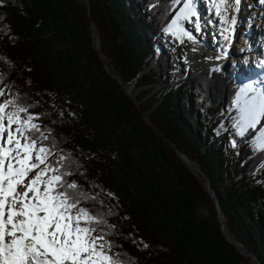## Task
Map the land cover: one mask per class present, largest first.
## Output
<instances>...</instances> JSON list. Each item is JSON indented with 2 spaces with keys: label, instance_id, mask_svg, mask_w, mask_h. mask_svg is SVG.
Masks as SVG:
<instances>
[{
  "label": "trees",
  "instance_id": "obj_1",
  "mask_svg": "<svg viewBox=\"0 0 264 264\" xmlns=\"http://www.w3.org/2000/svg\"><path fill=\"white\" fill-rule=\"evenodd\" d=\"M180 4L0 0V103L38 117L53 164L61 154L78 163L67 179L100 193L81 206L111 210L106 239L128 264H255L221 234L206 180L229 235L264 264V149L252 143L261 125L240 136L224 124L238 82L205 68L158 96L144 89L158 82L152 40ZM132 82L141 89L130 98Z\"/></svg>",
  "mask_w": 264,
  "mask_h": 264
},
{
  "label": "snow or ice",
  "instance_id": "obj_2",
  "mask_svg": "<svg viewBox=\"0 0 264 264\" xmlns=\"http://www.w3.org/2000/svg\"><path fill=\"white\" fill-rule=\"evenodd\" d=\"M173 2L179 4L181 0ZM211 2L220 22L230 25L222 32L229 41L236 17L229 19L223 13L230 7L238 10L241 0L232 4L228 0ZM193 17H197L195 30L200 31L194 0H183L167 31L194 40L179 23L192 22ZM10 107L13 110L9 111ZM236 107L240 113L235 124L237 134L243 136L248 129L261 125L255 147L264 149V88L249 85L241 89ZM34 119L38 117L29 113L28 106L15 99L0 103V264H128L120 253L112 251L113 245L106 239L111 233L105 229L116 227L106 219L111 210L93 213L81 206L85 200H96L100 193L89 194L76 181L67 179L74 174L72 164L77 163L70 155L61 154L55 164L50 161L52 148L39 141V137L47 140L49 136ZM100 204L103 206L102 200Z\"/></svg>",
  "mask_w": 264,
  "mask_h": 264
},
{
  "label": "rangeland",
  "instance_id": "obj_3",
  "mask_svg": "<svg viewBox=\"0 0 264 264\" xmlns=\"http://www.w3.org/2000/svg\"><path fill=\"white\" fill-rule=\"evenodd\" d=\"M200 4H201V0ZM260 0H245L243 5V10H241L242 15H247L248 12H251L249 14V17L246 19L251 20V17L255 15L257 8V2ZM183 3V0L181 4ZM262 3V2H260ZM197 11V15H199L202 8H199L197 4H195ZM200 6V5H199ZM255 6V8H254ZM198 7V8H197ZM255 12V13H254ZM177 12H175L176 14ZM175 14L172 17V19L175 18ZM253 14V15H252ZM214 21L216 19V14ZM251 16V17H250ZM199 18V17H198ZM172 19L169 21L168 25L160 31L158 35H156L152 42H153V57L149 60V69L150 72L156 76L158 79V82L152 86L145 87V91L149 93V95L158 96L161 94L166 87L170 86H177L179 85L185 78L195 74L201 69L209 68V69H222L224 72L231 71L232 69L236 70L237 62H235V66H232V61L239 60L241 57H246L247 54L242 53L241 49H243V45H240V42H234L232 47L236 51H233V54L235 56H230L228 58V61L225 60V64H217L220 61V57L218 56L217 59L212 58V54L208 51H203L200 47H197L194 45L195 40L197 41V31L195 30V24L194 22H190L188 20H181L179 23L181 26H183L186 30L190 31L193 36L195 37L194 40H189L187 36H175L171 32L167 31L168 26L171 24ZM197 19V17H196ZM262 20V19H261ZM185 21V23H183ZM244 26L252 25V23H246L245 19L239 20ZM258 20H253V26ZM200 25L202 20L199 18ZM214 23V22H213ZM250 25V26H251ZM261 27L259 23H257V27ZM258 29V28H257ZM215 31V29H214ZM214 31H211L210 33L213 34ZM241 31H237L235 36H237ZM196 33V34H194ZM218 34L215 32V35ZM221 34V33H220ZM219 34V35H220ZM200 37H202L200 35ZM242 37L239 35V39ZM202 39V38H201ZM181 40L183 43H181ZM238 41V40H237ZM97 44V42H96ZM217 46V45H216ZM260 52L262 50L260 49ZM263 53V52H262ZM258 58V57H257ZM223 62V60H222ZM201 63H204L201 65ZM254 64L256 63V60L253 61ZM226 65V66H225ZM209 66V67H208ZM244 76V75H241ZM141 88L136 89L134 86V83L132 82L129 86L125 88L126 93L129 94L131 97L137 95L140 92ZM240 90L238 89V92ZM253 95V93L250 94V96ZM233 107H234V113L233 114H225L224 118V124L226 126H229L234 132H238L237 128L235 127L236 121L239 119V109L236 107V100L233 101ZM237 116V117H236ZM262 123V122H261ZM260 126V125H258ZM257 126V127H258ZM259 134V129L257 134L255 135V138L253 140V144L255 145L256 137ZM227 139H229V136H227ZM34 174V173H33ZM242 257L245 259H248L246 256L242 255ZM257 260V259H256ZM249 262L258 264V261L250 260ZM260 264V263H259Z\"/></svg>",
  "mask_w": 264,
  "mask_h": 264
},
{
  "label": "bare ground",
  "instance_id": "obj_4",
  "mask_svg": "<svg viewBox=\"0 0 264 264\" xmlns=\"http://www.w3.org/2000/svg\"><path fill=\"white\" fill-rule=\"evenodd\" d=\"M244 1L243 2H240L239 7H238V10H236L235 8L230 7V8H228V10H227L226 13H223V14L227 15L229 17V19L232 16H235L236 17V24L234 26V28H235L234 34L232 35V38L230 39V41H225L224 38H223V35H222L223 28L229 27L230 25H228V24H222L220 22V18L217 15H216V19L214 21V18H213L212 15H213V13L215 14V7L213 6V4H211V10H212V12H210V15L211 16H208V15H204L203 16L202 10H201L200 13H199V16H202V18L204 19V21H206L208 23H211L209 25V27L207 28V30L210 29V28H212L213 25H214V23H215L216 26L213 28V31H214V29H215V31L213 32V34H211V33L207 34V33H205L206 32V29L204 28L203 34H205V37L209 39L208 45H206L205 43H203V41L202 40H199L198 38H197V41L195 40V43L194 44L195 45H198V44L203 45L204 46L203 49H205V51H208L212 55H214L213 48L216 45H219V46L222 47V46H226L229 43L228 46H227V48H225V51H223V52L221 51L222 52V57H223V56H227L230 51L231 52H233V51L235 52L236 50L233 49L232 45H233L234 42H237V43L240 42V45H243L242 53L247 54V55H246V57H241L239 60L233 61L232 66H235V62H237L236 63L237 64V67H236V70L235 69H232V70L235 71L236 73H238L239 75H244L242 77L245 78V83L247 84L248 82H250L251 86L255 89L259 85L260 86H264V64H260L259 63V59L260 58H262V59L264 58V51H263V53L260 52V45H257L255 43V40H252L251 41V38L249 36V27H250L251 24L250 25H247V26H244L241 23V21H239L241 19H245V21H246L247 24L249 22L252 23L251 26H253V20H258L259 21L258 15H257L258 13H255L254 12L255 15L252 16V17L250 16L251 17V20L246 19L247 17H249V14L251 12H248L247 15H245V16L241 14V10H243L242 8H243V5H244ZM194 2H195V4H197V6L199 8H202L201 7V4H203V2L201 4H200V1L199 0H194ZM210 2H211V0H210ZM228 3L229 4H232L233 2H232V0H228ZM256 5L259 6L257 8V11L264 10V3L257 2ZM254 8H255V6H254ZM196 11H198V9H196ZM191 20L194 22L196 20V17L191 18ZM183 23H185V21ZM255 28L256 29L257 28L260 29V26L259 27H255ZM237 31H241V32H239V34L237 36H235V34H236ZM215 32H217L218 34L215 35ZM194 34H196V33H194ZM239 35L242 37L241 39H239ZM231 56H235V55L232 53ZM222 57H220V61L217 64H222V63L225 64V60L228 61V59H225L222 62L221 61ZM254 60H256V63L257 64H254L253 63ZM203 64L204 63H201V65H203ZM217 70H222V69H217ZM223 224H224V222H223Z\"/></svg>",
  "mask_w": 264,
  "mask_h": 264
},
{
  "label": "water",
  "instance_id": "obj_5",
  "mask_svg": "<svg viewBox=\"0 0 264 264\" xmlns=\"http://www.w3.org/2000/svg\"><path fill=\"white\" fill-rule=\"evenodd\" d=\"M84 1H85V5L87 6V1H88V0H84ZM233 1H234V0H233ZM91 31H92V35H93L92 46L95 47V46H96L97 39H96V35H95V32H94V30H93L92 27H91ZM100 60H101V62H102V64H103V68H104L105 72L108 73L109 76H110L111 78L116 79L117 81H119V80L117 79V77L114 76V75L110 72L109 68L105 65V63L102 61V59H100ZM119 82H120V81H119ZM125 93H126V91H125ZM126 94H127V93H126ZM127 95H128L130 98H133V97H131L129 94H127ZM131 100H132V99H131ZM132 101H133V103L136 105V103L134 102V100H132ZM142 118H143V120H145V118H144L143 115H142ZM173 151H174V153L176 154V156H177V157H178L183 163H185L187 166H189V168L192 170V172H193L194 174L199 173V169H198V167L194 164V162H193L192 160L188 159V158L184 155L183 152L177 150L176 148H173ZM204 190L206 191V194L208 195V197H209V198L211 199V201L213 202V205H214V208H215V211H216V218H217V221H218V224H219V230H220L221 234L223 235L224 239H225L228 243H230V244L236 249V251H237L238 253H242L243 255H245V256H246L248 259H250V260L257 261L256 258H255L252 254H250L248 251H246V250L244 249V247H243L240 243L234 241V240L232 239V237L229 235V233L227 232V230L225 229L224 224H223L222 212H221V210H220V208H219V206H218V203H217V201H216V199H215V197H214V194H213L212 190H211L210 187H209V184H208V181H207V180H206L205 183H204ZM258 264H259V263H258Z\"/></svg>",
  "mask_w": 264,
  "mask_h": 264
}]
</instances>
